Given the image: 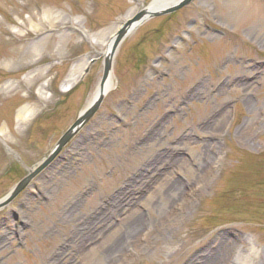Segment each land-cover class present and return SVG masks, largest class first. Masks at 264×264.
I'll list each match as a JSON object with an SVG mask.
<instances>
[{
  "label": "rangeland",
  "instance_id": "1",
  "mask_svg": "<svg viewBox=\"0 0 264 264\" xmlns=\"http://www.w3.org/2000/svg\"><path fill=\"white\" fill-rule=\"evenodd\" d=\"M153 1L0 0V200L88 106L110 38ZM112 76L0 209V264H199L222 239L218 264H264V0L148 17Z\"/></svg>",
  "mask_w": 264,
  "mask_h": 264
},
{
  "label": "water",
  "instance_id": "2",
  "mask_svg": "<svg viewBox=\"0 0 264 264\" xmlns=\"http://www.w3.org/2000/svg\"><path fill=\"white\" fill-rule=\"evenodd\" d=\"M193 0H179L169 6H162L157 8L156 10L147 13L146 10L141 11L135 17L128 20L124 26L117 33L111 53H108L104 57V72L100 83V91L96 98L90 103L79 115L78 119L70 126V128L62 135V137L58 140L50 154L43 159L35 168L29 171V173L21 179L7 194V196L0 200V209L4 206L10 204L29 184L30 182L44 169H46L51 162L56 158V156L61 152V150L73 139V137L80 131L81 128L95 115V113L99 110L106 92L104 90V85L112 75V66H113V58L116 52L118 45L122 42V40L140 23L146 20L151 16H160L166 15L169 13H173L188 4H190Z\"/></svg>",
  "mask_w": 264,
  "mask_h": 264
},
{
  "label": "bare ground",
  "instance_id": "3",
  "mask_svg": "<svg viewBox=\"0 0 264 264\" xmlns=\"http://www.w3.org/2000/svg\"><path fill=\"white\" fill-rule=\"evenodd\" d=\"M177 1H179V0H154L146 8V12L147 13L152 12V11L156 10L157 8L162 7V6H169V5H171ZM130 17H131V15H129L127 18L129 19ZM86 37H91V36L86 33ZM115 37H116V35L113 36L112 38H110V41L108 42V45H107V50L103 52L104 56H106L108 53H111ZM19 52L22 53V51H19ZM82 71H83V68H82V70H79L78 67H74L71 70L67 79L64 82L65 87L68 88L67 90L72 88L80 80V78L82 77ZM112 85H113V76L111 75L110 78L108 79V81L104 85V90H105L106 94L109 92V89L112 87ZM99 91H100V88L98 87L96 89V91L93 93V95L90 97V99L88 101V105L90 103H92V101L96 98ZM27 113H28V106H22L17 112L18 120L24 121L27 118V115H28ZM0 131L2 132L3 130L1 129ZM173 185H175V184H173ZM134 220L132 222V225L134 224ZM229 250H230V247H229L228 240L222 239L220 242V246L217 247L216 249H214V251H210L209 253H207L206 257L204 256L203 261H201L200 263L201 264H218L219 259L225 257V254Z\"/></svg>",
  "mask_w": 264,
  "mask_h": 264
}]
</instances>
